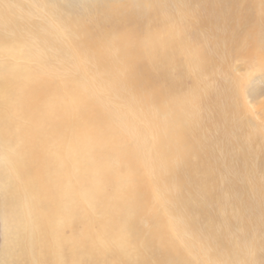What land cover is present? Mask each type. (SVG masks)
<instances>
[{
	"label": "bare ground",
	"instance_id": "bare-ground-1",
	"mask_svg": "<svg viewBox=\"0 0 264 264\" xmlns=\"http://www.w3.org/2000/svg\"><path fill=\"white\" fill-rule=\"evenodd\" d=\"M249 2L66 0L62 9L67 13L69 11L72 16L69 23L63 20L64 25L67 28L68 24L76 27L83 37L80 50L86 52L97 67L106 73L114 90L127 89L133 98L140 97L141 102L152 105L158 112L163 109L161 102L170 100L171 117L159 122L167 135L165 139L158 137L157 145L165 143L176 150L181 165L188 168V180L199 178L200 171L187 164L189 154L195 151L190 143L191 121L182 115L185 107L177 98L179 81L172 74L173 71L179 74L183 70L200 74L204 62L187 53L182 39L178 43L172 42V31L170 25L164 23V18H168L170 23L172 16L169 6H175L177 21L182 23L185 14L189 10L192 12L194 8L191 7L195 5L197 17L203 15L198 27L210 29L209 32L215 34V43L222 42L228 53H238L240 56L238 50L242 44L248 42L253 45L256 21L250 17V20L237 17L238 12L234 7L242 3L247 8ZM261 2L262 11L256 5H249L251 9H260L257 14L258 18L260 15L259 20L264 19V0ZM233 20L238 24L249 23L243 36L231 29L230 21ZM216 28L224 29L225 33H216ZM111 30L116 35L110 33ZM165 34L168 35L165 37ZM19 39H15L12 48L7 46L5 38L0 37V148L4 151V169H0V187L4 190V193L1 190L4 194L2 219L8 224L7 234L14 250V254L7 251L12 254L7 256V261L11 264H116V261L122 264H194L189 257L190 250L186 248L181 251L176 246L174 237L178 228L175 229L176 225L171 221L166 226L159 224L152 229L148 241L151 253L148 260L133 253L127 232L133 230L137 215L142 211L140 204L146 196L145 191L138 190L140 178H136L134 172L143 167V176L147 177L148 182L152 184L157 180L153 166L144 163L142 142L133 144L122 136L123 133L113 124L109 114L102 109L101 123L94 122L95 125L90 126L89 121L93 122V119L80 106V100L74 94L69 105L59 99H43L52 91L45 86L33 88L27 96L22 95L26 84L37 77L29 74L25 63L17 62L34 58V54L30 55ZM179 57L184 59L182 63H179ZM193 89V93H196L197 89ZM233 113L227 106L223 115L232 116ZM226 116L221 117L223 121ZM135 131L137 134L139 130ZM122 144H126L125 147L122 148ZM101 148H106L118 160L116 169L110 170L108 166H97L93 162L92 155ZM160 153L155 154L159 156ZM168 157L162 156V164H169ZM102 174L107 175L112 186V207L104 203L103 187L99 183ZM69 178H74L75 185L68 184ZM155 185L157 187V183ZM91 208L100 215V220L91 219ZM107 249L110 250L109 254L106 253Z\"/></svg>",
	"mask_w": 264,
	"mask_h": 264
},
{
	"label": "rangeland",
	"instance_id": "rangeland-1",
	"mask_svg": "<svg viewBox=\"0 0 264 264\" xmlns=\"http://www.w3.org/2000/svg\"><path fill=\"white\" fill-rule=\"evenodd\" d=\"M249 1V5L261 9V0ZM65 3L66 0H0V37L5 38L7 46L12 48L15 39L20 37L25 49L30 55L34 54L30 61H17L25 63L29 74L37 77L26 84L22 95L27 96L33 88L45 86L52 91L43 99H59L69 105L74 94L80 100V106L93 119V122L89 121L90 126L101 123L102 109L109 114L113 124L123 133L122 136L133 144L142 142L144 163L153 166L154 177L158 181H151L152 184L148 182L147 177L143 176V167L134 172L135 177L141 179L137 182L138 190L145 191L146 196L140 204L142 211L137 215L135 228L127 232L133 253L148 260L151 255L148 241L152 229L159 224L166 226L171 221L176 225L175 229L178 228L173 238L176 246L181 251L189 249V257L194 264H264V19L259 20L260 15L257 17L260 9H251L249 5L244 8L242 3L234 7L238 12L237 17L256 21L253 45L248 42L242 44L238 50L240 56L238 53H228L222 42L215 43V34L210 33V29L198 27L203 15L197 17L195 5L191 7L194 8L192 12L188 11L189 15L185 14L182 23L177 21L175 6H169L172 16L170 23L168 18H164V23L170 25L172 42L178 43L182 39L187 53L204 62V72L202 70L200 74L195 75L192 70H183L179 74L173 71L172 74L179 81L177 98L185 107L182 115L191 121L190 143L195 151L189 154L187 164L200 171L199 178L192 181L188 180V168L181 165L176 150L165 143L157 145L158 137L165 139L167 135L159 122L170 119V100L164 99L161 102L163 109L158 112L152 105L141 102L140 97L133 98L129 90H114L106 73L86 52L80 50L83 37L78 29L64 25L63 20L69 23L72 19L69 11L62 10ZM230 24L239 36H243L249 26L247 22L244 25L235 20ZM215 32L224 34L225 30L216 28ZM179 59V63L184 61L182 57ZM118 70L123 72L120 64ZM193 88L197 89L196 93H193ZM227 106L234 112L232 116L223 115ZM221 115L226 116L224 121ZM135 130H139L137 134L141 138L136 136ZM3 152L0 148L1 170L4 169ZM165 154L170 156V169L162 164L161 158ZM92 160L97 166H108L110 170L116 169L118 163L106 148L96 150ZM107 179V175L102 174L99 183L103 187L104 203L112 207V186ZM68 184L75 185L74 178H69ZM1 190L4 193L0 187V264H11L7 256L14 254V250L7 234L8 224L2 219L4 194ZM89 213L92 220H100V215L92 208ZM106 253L109 254L110 250L107 249ZM116 264L122 262L116 261Z\"/></svg>",
	"mask_w": 264,
	"mask_h": 264
}]
</instances>
